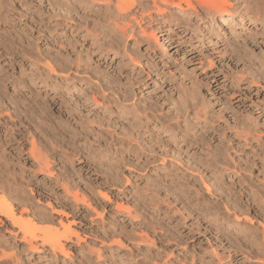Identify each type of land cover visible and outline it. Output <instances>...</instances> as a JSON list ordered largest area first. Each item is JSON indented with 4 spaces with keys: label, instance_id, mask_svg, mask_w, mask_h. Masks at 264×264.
Listing matches in <instances>:
<instances>
[{
    "label": "rangeland",
    "instance_id": "rangeland-1",
    "mask_svg": "<svg viewBox=\"0 0 264 264\" xmlns=\"http://www.w3.org/2000/svg\"><path fill=\"white\" fill-rule=\"evenodd\" d=\"M53 1H55L54 5L48 0H0V33L13 37L11 39L15 40L18 47H26L28 40L30 42L34 40L33 46L35 45L36 48L33 49V52L35 55V49L37 52L38 50H54V48L59 50L58 43L61 44V41L68 37L72 39V35L84 34L85 31L82 33L84 28L100 32L101 28L96 26L97 23L101 24L102 20L106 22L110 12L116 13L113 5L115 0H111L110 5L102 0ZM66 1L67 3L71 1L73 5L75 4L74 7L79 6L80 9L73 8L72 12L66 11L63 4ZM151 2L152 0L147 1L148 7L151 6ZM227 2V8L231 14L220 18L208 14L197 1H193L197 11H194L190 16L185 28L172 25L170 29H173L170 32L163 26L162 31L155 29L158 24L152 25L157 41L150 37L147 41L136 43L132 39L125 41L123 37L115 34L116 41L114 40L111 44V46H115V49L107 54L103 59L105 61L98 55L89 53L92 49L89 40L88 43L82 44L74 36L77 41L74 42L73 52L69 54L72 59L78 55L86 58L91 54V61L88 60L90 67L96 68L95 70L99 69L100 72L106 69L105 72L117 74L120 84H126L131 92L137 94V102L140 100V105L144 102L150 106L153 115H159L163 119L165 118L166 122L169 121L166 124H176V120H180L176 119L177 106L184 107L187 104L190 106L192 104L187 111L181 110V112H189V119L193 122L194 129L190 126L191 122L188 132L191 134L194 131L195 134L190 138L189 147H180L184 146V143L180 141L178 148L172 146L152 147L153 154H151V150L145 154L139 153L140 149L137 147H135V152L132 151L133 147H111L109 136L112 131H107H122V129H118L121 123L118 124L114 114L108 118L107 112L104 115L102 110L92 106L80 108L73 102H70V108L75 111L74 115L79 116L78 121H82L87 126H97L99 128L97 133L95 131L87 132L84 136L79 135L74 138L70 131L59 132V134L57 130L53 132L50 122L47 123L48 125L40 124L39 132L37 131L34 137L37 147L44 152H49L51 150L49 142L53 139L54 143L57 141L60 147L55 148L65 152V156L61 159L53 157L54 160L56 158L55 161L49 157L54 166L57 164L55 169H62L61 165L70 169L71 171H69L75 175L71 174L74 177L72 183H75L73 187L77 185L75 189L81 193L85 192L84 194L87 196H89L87 190L92 185L90 190L93 191L97 204L93 200L92 208L95 207V210L102 212L99 217L93 209L87 211L81 208L77 213L78 218L67 217L71 228L78 231L82 240L77 243L73 238L66 245V251H69L66 256L57 254V257H54L50 253L47 256L41 253L29 255L21 252L19 254L21 264H83L84 262L88 264L264 263V244L261 236L263 228L260 225L263 221L261 214L264 212V148L258 147L254 141L245 145L242 142L240 131L243 125H247L249 128L254 127L257 131L264 128V114H258L259 106L262 105L261 107L264 108V90L260 88L257 90V85L252 83L247 86L245 81L242 84L241 78L237 77L241 75L246 78L248 76L256 78L258 68L264 67V18L262 16L264 11L261 10L260 2V7L256 4L257 0H227ZM60 3L63 4V7ZM166 7L168 11H173L171 13L182 15L180 11L170 5ZM111 13L110 15L114 16ZM255 14L257 17H260L261 14L263 20L257 18ZM72 17L73 19H71ZM76 20L77 22H75ZM72 21L73 24L70 23ZM79 21L83 25L74 31L76 26L79 27ZM65 23L69 24L65 25ZM70 26L72 27L70 28ZM50 32L57 37L58 42L54 47L49 40L45 39L50 35ZM113 33L115 32L112 30ZM193 44L197 46L195 47ZM123 48L127 49L139 64L133 66L128 62L127 56L123 54ZM59 51H62V54L65 53L63 50ZM65 54L61 56H65ZM28 57L18 56L17 60L20 62L16 61L18 63L14 67L4 65L6 72L19 78L20 69H24L25 72L21 77L24 78L26 84L22 88L25 97L30 98L29 87H31L32 94L38 95L37 99L47 103L46 108L53 121L60 120L62 124L68 123L69 127L64 125L66 129L72 130L74 126L78 127L79 122L76 123L68 113L60 109L59 100L57 104L55 102L50 104L51 100L53 101L52 87L49 86L51 82L45 85H40L39 80H37L38 85L29 83L27 74H31V71H35V69L31 67ZM208 59L211 61V67H209ZM40 69L47 71L42 66ZM211 76H215L219 82L213 81ZM193 80L195 82L199 80L200 83L197 82L198 85L196 83L195 86L191 84L194 83ZM0 85V113L5 119H7L6 113L9 112L13 118H16L15 114L19 115V118L22 119L21 125L40 123L43 113H39L35 116L36 118L33 117L32 121H29L28 117L24 116L22 107H16L12 103L17 95L14 88L11 85L4 86L2 83ZM181 92L184 93L178 95ZM181 95L182 97H180ZM179 100L183 101L185 105L181 106ZM196 109L200 112V119L198 118L197 122H200L201 125L194 122L193 113ZM201 109H205L203 113H207L206 116L201 112L203 111ZM103 115L106 117L105 121L100 122ZM202 117L207 122L203 121ZM204 122L207 125L205 128H201ZM180 124L181 127H184L183 122ZM122 132L124 133V131ZM75 139H79V144L85 146L81 147L83 150L81 157L78 154L80 152L76 151L80 147L74 144ZM28 146L29 144L25 143V147ZM45 147L46 149H44ZM179 148L186 150L181 152L178 150ZM161 155H164V161L160 160ZM78 157L80 158L78 159ZM191 162L195 164H190ZM30 164V161L28 163L21 161L17 167L27 168ZM71 164L73 168L70 167ZM180 164L189 165V170ZM196 164L200 165L199 169L196 168ZM41 177L42 175H39L38 179ZM248 182L251 183L252 188L261 192V196L251 194L247 187ZM1 183L8 185L5 179L1 180ZM30 184L34 190L32 193H29V185L24 188L29 201L31 202V198L33 199L31 210L39 215L46 214L45 212L49 213L50 208L46 205L47 196L44 193L38 194L36 185ZM222 185L229 188L226 193L222 191ZM23 186H25L24 183ZM12 187L17 188L15 184ZM95 187L98 191H105L109 200L99 195ZM57 192L62 191L57 190ZM21 194L20 196L25 199L24 192ZM149 195H152V200ZM252 196L256 197L255 200ZM115 202L125 205L130 210V216L123 211H114ZM51 204L57 206L58 209L59 206L55 204L53 198ZM235 204L238 208L233 207ZM102 205L106 209H100ZM67 206L70 207V204L67 203ZM34 208L37 209L33 210ZM64 209L67 212L71 210L70 208ZM243 211L251 221L244 219L246 217L243 218L245 215L241 213ZM54 216L58 217V214L54 213ZM236 217L243 220L237 223ZM63 220L66 222L65 217ZM6 229L8 230L6 225L0 224V240L9 237ZM146 234L150 240L144 237ZM117 239L121 240L125 246H114V241ZM97 250L100 253L99 258L96 257ZM259 258L261 259L259 260Z\"/></svg>",
    "mask_w": 264,
    "mask_h": 264
},
{
    "label": "bare ground",
    "instance_id": "bare-ground-1",
    "mask_svg": "<svg viewBox=\"0 0 264 264\" xmlns=\"http://www.w3.org/2000/svg\"><path fill=\"white\" fill-rule=\"evenodd\" d=\"M147 1L148 0H115L113 2V5L115 7L114 9L116 10V13L113 14L110 12L114 16L110 15V13H109L107 15V19H106L107 23L105 22V20H102V23L103 24L105 23L106 25H103L102 23L101 24L97 23V25H96V26H99L101 28L100 32H94L88 28H84V30L82 31V33L85 31L84 34L80 35L78 33V36L72 35L73 36V38L71 36L72 39H69V37H68L67 39H63L61 41V44L60 43L57 44V45H59L58 46L59 50H63V52L67 53V54L64 53L65 56H61V55H64V54H62V51L55 50V48H54V50L53 49L38 50V52L35 49L36 54L34 55L33 49L36 47H34L35 45L33 46V42H34L33 39H32L33 40L32 42H30L29 40L27 41L26 47L25 46L24 47H22V46L18 47V46H16L17 44H15V40L11 39L13 37H8V36H5L4 33H0V84L2 83V84H4V86H10L11 85L14 88L15 93L17 95H15L16 97L14 98V100H12L13 101L12 103L16 107H20V106L22 107V112H24V116L26 118L28 117L29 121H32V118L35 117L36 115H38L39 113H43L42 119H40L41 114L39 115L40 117H37L40 119L39 124L35 123L33 121L35 123V125L32 122L33 125L30 124L28 126L21 125L22 119L19 118L18 114H15L16 118H13L11 116V113L9 114V112H8V113H6L7 119H5L3 117V115L0 113L1 114L0 115V183H1V180L5 179L6 184H8V185H4L3 183L0 184V224L6 225V227L8 228V230L7 229L6 230H7V233L9 234L8 238L0 240V264H21V261H20L21 257H19V254L21 252L29 254V255H33L35 253H41L42 255L47 256L50 253L54 257H57V254H61V255L66 256L67 251H68V250L66 251V245L69 244V242H71L73 240V238H75V242H77V243L82 240L81 239L82 237H80L78 231L75 228H71L70 221L67 217L70 218V216H71L72 217L71 219L76 218V217L78 218L77 213L79 212V210H81V208H84L83 210H87V211H88V209L89 210L93 209L95 214H97L99 217H101L100 212H102V211L98 212L97 210L94 209L95 207L92 208L93 206H92L91 202L94 200V203H95L93 191L90 190V188L92 189V185H90V188L88 190L86 189L89 193L88 194L89 196H87L84 194L85 192L81 193V192H79V190L75 189V187H77V185L75 187H73V185L75 184V183L74 184L72 183V180L74 178L73 177L74 174H73V172L72 173L70 172L71 171L70 169H69L70 170L69 171L68 168L62 167V165H61L62 169H55V166L57 164L54 166V164H53V162H51L50 158H52V160H54L53 157H58V159L59 158L61 159L63 156H65L64 155L65 152H62L60 150H57L58 148H55V147H60L58 142L56 141L54 143V141H53L54 139L51 141L49 140L51 150H49V152L47 151L49 153L48 154L47 152H44L42 149L37 147L36 139L34 138L39 127L42 124L43 125L44 124L46 125L47 123L49 124V122L51 123L50 125L53 129V132H55L54 130H57L58 134H59V132L64 133V132L70 131L73 134L72 136L74 138H75V136H79V135L84 136L87 132H94L95 131V133H97L99 131V128L97 126L96 127L95 126L93 127V125L87 126V125H84V123L82 121H80V122L78 121V119H80V118H78L79 116L77 117L76 115H74L75 111H73L72 108H70V102L75 103L80 108L81 107L87 108V106H92L95 109H100V110H102V112H104L103 113L104 115H105V112H107L108 118H109V116L114 114V116H115L114 118H115V120H117L118 124H119V122L121 123L120 126L118 127V129L119 130L122 129V131H124V133L122 131L118 132L117 130L116 131L115 130H108V131L106 130L107 132L112 131V132H110V136H109L110 137L109 141H110L111 147H133L134 149H132V151H134V152H135V147H137V149H140L139 153L142 152L145 154V152L151 150L150 152H151V154H153L152 149H151L152 147H161V148L164 147L165 148L168 146L169 147L172 146V147L178 148L179 147L178 143H180V141L184 143V146H180V147H189V145L191 144L190 138L192 137L193 134H195V132L192 131L191 134H189V132H188L189 128L188 127L192 121H190V119H189V114H188L189 112L188 113L187 112L182 113L181 110H184L183 112L187 111L192 106V104L190 106V104H187L189 102H187L186 103L187 105L184 106L185 103L183 101L181 102L179 100L181 102L180 105L184 106V107L177 106L179 116L177 115L176 119H180V120H176V124H169V123L166 124L169 121L166 122V119L164 118L165 119L164 120L159 115L158 116L153 115V112L151 113L150 106L144 104V102L142 103V105H140V102H139L140 100L137 102V99H138L136 97L137 94H135L133 91L131 92V89L128 86H126V84L125 85L120 84V82L118 81V75L117 74L113 75V74H110V72H105L106 69H105V71L100 72V71H98L99 69L95 70L96 68H92V66L90 67L88 60L91 61V58H92L91 54L90 55L88 54L89 56H86V58H82L81 56L78 55L75 59H72L71 58L72 56L69 55L71 52H73L74 42L77 41V40L75 41V39H74L75 37H76V39L78 38V40H80L82 42V44L88 43V40H89L91 42L90 46L92 47V49L90 50L89 53H94V54L98 55L102 60L106 58V56L109 52H111L112 50L115 49L114 48L115 46L114 47L111 46V44L115 40V34L123 37L125 39V41L127 39H132L136 43L141 42V41H145V40L147 41V39L150 37L153 38L155 41H157L156 33L153 30L154 28L152 25L154 23L158 24V27L156 25L155 29H160V31H162L163 28L165 27L168 29V31L170 30V32L173 29V28L170 29L172 27V25L184 26V28H185L188 25L190 16L193 15L194 11L195 12L197 11L195 5L193 4V1H197L198 4H200L204 8L203 10L206 11L208 14L216 15L217 17H220V18L224 17V16H230V14H231L229 12V9L227 8V6H228L227 0H152L150 7H148L149 5L147 4ZM48 2H50L52 5H54L55 1H53V0L49 1L48 0ZM102 2L108 3L107 5H110L109 3H111V0H102ZM259 2H260V4H262L261 10L264 11V0H257L256 4L259 5ZM56 3L58 4L59 2H56ZM63 4H64V7L66 8V11H69V12L74 11L73 8L80 9V8H78L79 6L74 7L75 4L73 5L71 1H69V3H67V1L65 3L63 2ZM63 4L60 3V5L62 7H63ZM169 5L172 8H175L178 11H180L182 13V15H179L175 12L171 13L173 11L170 12V10L168 11L166 9L167 8L166 6H169ZM258 7H260V5ZM81 9H83V8L81 7ZM87 9H88V7H87ZM81 11H83V10H81ZM254 13H256V12H254ZM68 14H70V13H68ZM257 14H258V12H257ZM257 14H255L256 17H257ZM261 14H263V13H261ZM261 14H260V17L258 16L257 18L261 19L262 16L264 18V14L262 16H261ZM79 15H81V14H79ZM158 15H159V17H158ZM83 18H85V17H83ZM71 19H73V17ZM101 19H99V20H101ZM261 20H263V19H261ZM75 22H77V20ZM70 23L73 24V21ZM86 23H88V22H86ZM68 24L69 23H65V25H68ZM79 24H80V21H79ZM81 25H83V24H80L79 27L76 26L74 31H77ZM162 26H163V28H162ZM71 27L72 26H70V28ZM112 30L115 33L112 34ZM45 39L49 40V42L52 43L53 47H54L55 43L58 42L57 37H55L51 32H50V35ZM37 40H38V38H37ZM59 40H61V39H59ZM66 40H67V42H66ZM193 46L196 47L197 45L193 44ZM60 52H61V54H60ZM118 53H119V51H118ZM29 54H32V55H29ZM123 54L125 56H127L128 62H130L133 66L135 64H139L137 62V60L135 59V57L132 56L131 53H128L127 49L123 50ZM18 56H21V57L22 56H26V57L29 56L28 58L30 59L31 67H34V69H35V71H31V74H27V77L29 78V83L31 82L33 84L38 85V82H40V85H43V84L45 85L46 83L51 82L49 84V86L52 87L53 94H51V95H53V101L52 100H51V102L49 101L50 104H52L54 102H55V104H57V101L59 100V102H60L59 106H61L60 109H63L65 113H68V115H70L76 123L79 122L80 125H78V127L75 128V126H74L72 128V130L66 129L64 127V125L68 126L69 125L68 123L65 124L63 122L64 124H62L61 123L62 121H60V120L53 121L49 117V114H48V111L46 108L47 103L45 104L43 101H40L39 99H37L38 95L32 94L31 87H29L30 92H31L30 98L27 99L25 97V95L22 92V88L25 87L26 84H25L24 78L21 77V75H23V73L25 72L24 69H20L21 70V72H20L21 78L20 77L16 78L12 74H8V72H6L7 70L5 69L6 67H4V65H7V66L9 65L10 67L11 66L14 67L15 64L20 62L17 60ZM209 60L210 59H208L209 67H211L212 64L210 63L211 61H209ZM16 61H18V62H16ZM103 61H105V60H103ZM102 64H104V63H102ZM41 66L44 69H46L47 71L41 70L40 69ZM107 67H108V65H107ZM112 73H114V72H112ZM204 74L206 75L207 73H204ZM256 75H257L256 78L254 76H252V77L248 76L246 78V77H243L241 75L237 76V77L241 78L242 84L245 81L247 86H249L250 83H252L255 86L257 85L256 89L260 88L261 90H264V67L261 69L258 68ZM238 78H236V79H238ZM211 79L215 82L218 81L215 76H211ZM37 80H39V81L37 82ZM197 82L194 81V83H191V84L195 85ZM235 82H237V80L234 81V83ZM6 83H7V85H5ZM198 83H200V82H198ZM198 83H197V85H198ZM206 83H207V80H206ZM60 84H62V85H60ZM134 84H136V83H134ZM184 84L186 86V83H184ZM191 87L193 88V85ZM194 90H195V88H194ZM183 93L181 92L178 95L183 94ZM189 94H187V96H189ZM180 97H182V95ZM241 101H242V99H241ZM178 104H179V102H178ZM195 106H196V104H195ZM195 106L193 105V109L195 108ZM261 106L262 105H260L258 108L259 109V111H258L259 115L264 114V108ZM255 107H256V105H255ZM197 108H199V107L197 106ZM201 108H203V107H201ZM201 110H203V109H201ZM152 111H153V109H152ZM204 111H205V109L201 112L203 113ZM21 114H23V113H21ZM32 114L33 115L35 114V115L33 116ZM191 114L192 113H190V115ZM193 114H194V117H193L194 122H196L199 125L200 122H197V121L200 119V112L196 109V111H194ZM206 114L207 113H205L204 115L206 116ZM104 115L101 116L100 120L98 119L100 122L105 121L104 118H106V117H104ZM151 115H153V118H151ZM191 116H193V115H191ZM123 117H125V118H123ZM118 118H120V120H118ZM204 119L205 118L202 117V120L206 121ZM171 120L172 119H170V121ZM28 122H26V123L28 124ZM100 122H99V124H101ZM181 122H183L184 127H181V124H180ZM114 123L116 124L115 121H114ZM192 125H193V122L190 126L193 127V129H194V126H192ZM206 125L207 124L204 122V124H203V126H201V128H205ZM252 125H253V122H252ZM256 126H257V124H256ZM175 128H178V129H175ZM262 129H264V128H262ZM262 129L261 130L259 129L260 131H257L254 129V127L249 128V126L243 125V127L240 129V131L242 133V135H241L242 140H243L242 142H244L245 145H248L251 141H254L258 145V147L264 148V130H262ZM176 130H178V131L174 132ZM255 131H257V132H255ZM44 132H46V131H44ZM161 134H163L164 136H167V137H163ZM179 134H180V136H178ZM101 136H102V134H101ZM47 138H48V136H47ZM78 140L79 139H75L74 144L77 147H80L76 151L80 152V153H78V152L77 153L81 157L83 155L81 153L83 151L81 149V147H85V146L83 144L80 145L79 144L80 141H78ZM69 142H70V139H69ZM25 143L29 144V146L27 148L25 147ZM244 143H242V144H244ZM124 144H126V145L123 146ZM47 148H49V147H47ZM44 149H46V147ZM178 150H180L182 152L183 148H179ZM185 150H183V151H185ZM176 152H178V151H176ZM151 154H149V156H151ZM186 154H187V152H186ZM75 155H76V153H75ZM164 155L160 156V160H162V161L165 160ZM80 157H78V159ZM184 157H185V155H184ZM55 160H56V158H55ZM21 161L23 163L24 162L28 163L30 161L31 164L27 168H25L24 166L23 167H21V166L17 167V164L20 163ZM200 162H201V160H200ZM261 162H263V161H261ZM208 163H209V161H208ZM190 164H193V163L191 162ZM203 164H205V163H203ZM181 166L184 167L186 170H189L188 168L190 167L189 165H184V164H182ZM199 166L196 164L197 169H199ZM70 167L73 168L72 164L70 165ZM164 167H166V166H164ZM234 173H236V172L234 171ZM71 174H73V175H71ZM39 175H42V177L40 179H38ZM249 182H248L247 187H249L251 194L254 196L255 195L261 196V192L255 188H252L253 186H251L250 185L251 183H249ZM23 183L25 186H23ZM30 183H33L36 185V189H37L38 194L44 193L47 196L46 205H47V207L50 208L49 213L45 212L46 214L43 213V214L39 215V214H35L31 210L30 207H33V205H32L33 199L30 197L32 200L30 202L28 194L26 195V193H25V190H26L25 188L27 185H29V193H32L34 191L33 188H31ZM14 184L17 186V188L12 187ZM7 187L9 188L8 189L9 191L7 190ZM88 187H89V184H88ZM10 189H12V190L10 191ZM16 189H17V191H15ZM221 189L223 192L226 193V190L229 188L223 187V185H222ZM57 190L58 191L60 190L62 192L59 193V192H57ZM20 192L21 193L24 192V194L26 195L25 199L22 196H20V194H21ZM97 192L99 195H102V196L106 197L107 200H109V196H107V194L104 193L105 191L102 192L100 190L98 191V189H97ZM94 193H96V192H94ZM31 195H33V194H31ZM254 196H252V197H254ZM149 197L152 200V195H149ZM52 198L54 199L55 204L59 206L58 209H57V206L56 207L52 206V204H51ZM255 198L256 197H254V200H255ZM120 199H122V198H120ZM37 201H38V199H37ZM67 203L70 204V207L67 206ZM263 204H264V202H263ZM34 206H37V205H34ZM233 207L236 208L237 207L236 204L233 205ZM64 208H66V209L70 208L71 210L67 212V211H64L65 210ZM36 209L34 208L33 210H36ZM100 209L104 210L106 208L104 205H102V208H100ZM226 209H227V207H226ZM263 209H264V206H263ZM114 211H116V212L123 211V212H125L126 215L128 214V216H130V210L128 208H126L125 205L118 204L117 202H115V204H114ZM42 212H43V210H42ZM54 213L58 214V217H55ZM241 213L245 214V215H243V218L246 217L244 219L251 221L250 218H247L246 212L243 211ZM263 213L261 214L263 221L261 222L260 225L263 228V230H262L263 235H261V236H262V241L264 244V214ZM63 217H65L66 222L63 220ZM240 220H241L240 218L236 217L237 223H239ZM237 225H239V224H237ZM4 237H5V235H4ZM144 237L146 239L150 240V238H148L147 234ZM114 243H115L114 246L115 245H119V246L124 245V244H122L121 240H118V239L115 240ZM96 252H97L96 257L99 258L100 253L98 250ZM260 259L261 258H259V260ZM83 264H88V263L84 262Z\"/></svg>",
    "mask_w": 264,
    "mask_h": 264
}]
</instances>
